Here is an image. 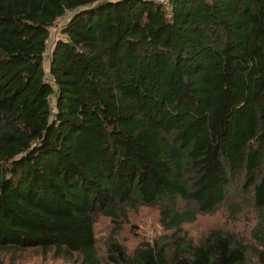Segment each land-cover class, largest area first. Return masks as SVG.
<instances>
[{
  "label": "trees",
  "instance_id": "16d2710c",
  "mask_svg": "<svg viewBox=\"0 0 264 264\" xmlns=\"http://www.w3.org/2000/svg\"><path fill=\"white\" fill-rule=\"evenodd\" d=\"M146 206L164 232L130 251ZM224 208L233 227L188 228ZM33 248L264 264V0H0V252Z\"/></svg>",
  "mask_w": 264,
  "mask_h": 264
},
{
  "label": "rangeland",
  "instance_id": "374dc122",
  "mask_svg": "<svg viewBox=\"0 0 264 264\" xmlns=\"http://www.w3.org/2000/svg\"><path fill=\"white\" fill-rule=\"evenodd\" d=\"M72 11H68L64 16L60 17L55 25L51 28L50 53L55 45L56 40L62 36V28L69 21ZM49 53V56H50ZM49 59V57L47 58ZM228 211L221 209L215 213L204 214L200 216L195 223L188 225L190 230H193L195 237H199L201 232L209 229L220 228L226 226L233 227V224H228ZM238 222L234 229L242 228L241 232L249 236V231L246 225L250 223ZM116 228L113 227L109 219H101L98 223V234H100L99 243L105 248V239ZM162 224L159 220V211L154 207H142L137 213L131 216V222L123 226L119 233L121 241L127 246L130 251H133L140 242L151 240L160 233H163ZM104 253V249L103 252ZM76 257V256H74ZM0 264H78V262L66 255L58 256L53 250L45 251L41 248L4 251L0 252ZM109 264V263H106Z\"/></svg>",
  "mask_w": 264,
  "mask_h": 264
},
{
  "label": "built area",
  "instance_id": "2783aa9c",
  "mask_svg": "<svg viewBox=\"0 0 264 264\" xmlns=\"http://www.w3.org/2000/svg\"><path fill=\"white\" fill-rule=\"evenodd\" d=\"M161 3L166 4L169 8H170V0H158ZM50 42H51V36L50 38L47 40V49L44 53L45 55V61H46V65H49V59H47L49 57V53H50ZM51 54V53H50Z\"/></svg>",
  "mask_w": 264,
  "mask_h": 264
}]
</instances>
